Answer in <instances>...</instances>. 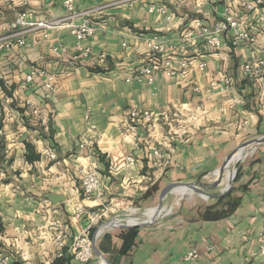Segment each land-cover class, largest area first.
Here are the masks:
<instances>
[{
  "label": "crops",
  "instance_id": "crops-1",
  "mask_svg": "<svg viewBox=\"0 0 264 264\" xmlns=\"http://www.w3.org/2000/svg\"><path fill=\"white\" fill-rule=\"evenodd\" d=\"M112 1L78 2L79 9L91 10L97 28L82 47L107 52L108 67L94 58L71 63L75 40L63 29L49 30L47 38L35 29L26 35L24 45L0 51V251L12 264H83L72 255L73 237L87 226L90 214L104 210L100 202L106 212L102 222L121 216L120 209L145 210L143 216L149 219L167 186L213 185L234 164L233 182L229 178L219 183L222 191L231 185L225 195L165 221L139 226L138 218L134 227L104 229L95 239L94 258L85 264H264L258 251L264 230V141L251 143L264 137V72L251 79L241 74L245 61L263 57L261 40L233 48L224 33L216 51H208L198 40L185 55L190 64L185 75L167 77L156 71L151 85L124 80L126 70L146 57V38L156 35L168 46L176 44L180 31L195 21L208 27L221 22L226 7L242 28L253 22L256 13L242 11L237 0H219L213 8L194 0L180 5L131 0L130 5L95 11ZM25 3L16 10L0 5V33L1 25L13 21L19 11H26L30 21L64 14L62 0ZM152 4L165 6L171 19L149 13ZM36 69L54 78L49 97L45 77L25 82ZM115 69L121 71L112 73ZM224 77L233 82L229 92L221 91ZM19 101L32 107H22ZM33 108L46 116L45 126L31 114ZM130 108L177 110L187 123L171 132L162 124L141 125L133 135L121 125L122 114ZM83 137L86 149L79 148ZM247 143L251 148L243 149L235 176V155ZM47 145L57 153L56 161L42 156ZM154 148L160 151V164L153 162ZM127 156L134 164L125 162ZM81 163L97 167L102 201L83 200L77 177ZM183 191L192 192L180 187L169 192L162 211L169 195L180 199ZM46 194L62 196L63 201L52 204ZM81 205L87 206V214L77 215ZM55 224L64 234L62 246L52 237L58 233ZM191 251L197 258L185 260Z\"/></svg>",
  "mask_w": 264,
  "mask_h": 264
},
{
  "label": "built area",
  "instance_id": "built-area-1",
  "mask_svg": "<svg viewBox=\"0 0 264 264\" xmlns=\"http://www.w3.org/2000/svg\"><path fill=\"white\" fill-rule=\"evenodd\" d=\"M88 2L89 0H82ZM174 4H184L188 0H168ZM219 0H194L195 4L201 6L206 3L214 7ZM79 0H62V7L64 10L63 16L52 20L30 21L27 19V12H18L13 21L2 24L0 33V51L9 52L15 46H22L25 44V37L27 34L35 29L43 31V37L47 38V32L49 30H66L75 40L74 53L71 56V63L79 62L83 59L94 58L96 62L103 67H108V53L105 51L95 52L91 48H83L82 43L85 40L92 38L96 32V25L90 19L91 10H81L78 8ZM4 4L11 10H16L25 6V0H0V5ZM131 0H115L112 2L101 4L97 10H103L107 8H118L123 5H130ZM239 8L246 13H256L253 22L249 23L246 28L241 27V23L238 18L230 14L229 9L224 8L223 19L221 22L216 23L213 27L206 26L201 20L195 21L192 25L184 27L178 34V40L176 44H170L165 46L158 36L154 35L146 38L145 47L147 49L146 57L142 64L126 70L124 80L126 82H137L140 84L151 85L154 82V76L156 71L162 72L167 77H174L178 75H185L190 64L188 58L185 56L189 47L195 42L201 40L204 42L208 51H216L222 46L221 36L224 33L229 35V42L233 48H237L243 45H255L257 40H261L262 51L264 52V0H237ZM149 13H157L166 18L167 21L171 19V15L167 13V8L163 5H150L148 7ZM123 46H126L123 43ZM205 63L198 64L199 69H203ZM121 69H115L112 73H119ZM264 72V53L263 57L256 62L245 61L243 63L241 74L243 78H259ZM45 77L44 89L45 97H49L54 91V78L51 75L46 74L43 70H33L25 77V82L30 83L34 77ZM224 86L221 91L229 92L232 85V80L229 77L223 78ZM195 91H198L195 89ZM19 105L22 107H32L28 102L19 101ZM31 114L39 119L40 125L45 126L47 123L46 116L39 110L31 109ZM186 119L181 117L179 111L169 113L167 110H147L130 108L125 111L121 116V125L127 133L137 135L139 126H153L155 124H162L169 127L170 132L172 130H181ZM93 129V127H91ZM80 149L88 148V142L86 137H83L80 144ZM42 156L49 161L57 160V153L54 148L47 145L42 149ZM153 162L160 164L161 154L158 148H154ZM125 162L129 165L134 164V159L131 156L125 157ZM77 177L80 181L83 200L91 202L96 200L102 201L104 198V191L101 182V178L97 167L94 164H79L77 167ZM103 207V211L97 216L89 215V223L77 236L73 237L71 251L74 259L80 263H88L94 258L95 239L104 229L111 227H121L115 225L117 217H114L106 224H101L94 231L92 237V231L94 225H97L100 219L105 218V208L103 203L100 202ZM87 206L81 205L76 207L77 215L87 214ZM123 225V224H122ZM135 226V225H134ZM57 228L58 233L52 237L58 242L59 246H62L63 232L59 229V224L54 225ZM258 251L261 256H264V230L260 234V241ZM61 257V254L58 255ZM197 258V254L194 251L188 252L185 255V260L190 261ZM0 264H12L10 258L0 251Z\"/></svg>",
  "mask_w": 264,
  "mask_h": 264
},
{
  "label": "rangeland",
  "instance_id": "rangeland-1",
  "mask_svg": "<svg viewBox=\"0 0 264 264\" xmlns=\"http://www.w3.org/2000/svg\"><path fill=\"white\" fill-rule=\"evenodd\" d=\"M249 146H250V143H247L245 147H249ZM239 155H240L239 157H241L243 155V153H240ZM241 162L242 161H239L236 164V166H235V169H236L235 176L237 174L238 167L241 164ZM232 171H234V164L232 166ZM197 187H198V189L200 191L199 192H195V193L194 192H188L186 195H184V197L182 198V201H180L178 206H173L172 207L174 196L173 195H169L167 200L165 201V206L164 207L166 208V210L170 209V213L169 214H162V212H163L162 211L161 215L159 217H157V219L154 222L165 221L167 218L173 216L175 213L180 212L182 210L190 212V211H192V210H194L196 208H199V207H202V206H206L207 204H210L211 202H213V200L215 199V198H208V199L205 200L204 199L205 197L201 198L200 194H211L213 196H217V195H220L221 192H223L222 191V186L219 185L218 182L214 183L213 185H210V184L209 185L199 184V185H197ZM120 211H121V213H120ZM120 211L117 212V213H118V215H121V216H119L117 219L124 218L126 215H130L131 214V212H130L131 210L122 211L120 209ZM144 211L145 210L136 211L132 215L137 217V218H140L141 219V223H142L144 221H147L144 218V216H143ZM102 219L104 220V218H102ZM103 220L100 219L99 223L97 225H94V228H96L97 226H99L101 224H106L107 223V222L106 223L102 222ZM110 221H111V219H110ZM122 224H124V221H122ZM93 230L96 231V229H93ZM93 235H94V232L92 231V237H93Z\"/></svg>",
  "mask_w": 264,
  "mask_h": 264
},
{
  "label": "water",
  "instance_id": "water-1",
  "mask_svg": "<svg viewBox=\"0 0 264 264\" xmlns=\"http://www.w3.org/2000/svg\"><path fill=\"white\" fill-rule=\"evenodd\" d=\"M262 141H264V137H262V138H260V139H258V140H255V141H253V142H251V143H260V142H262ZM251 143H250V144H251ZM245 146H246V144H244V145L241 146L240 148L245 147ZM238 150H239V149H238ZM238 150H236L235 152H237ZM235 152H234V153H235ZM234 153H233V154H234ZM233 154H231L230 156H228V157L226 158L223 167L219 170L220 173L223 172L224 167L226 166V164L228 163V161L231 159V157L233 156ZM233 180H234V178H233ZM217 181H218V184L221 183V178L219 177V178L217 179ZM180 186H185V187L191 188L194 192H199V191H200V190L198 189V187H195V186H187V185H180V184H171V185L167 186L166 188L163 189V191H162V193H161V200H160V203H159L158 206L155 208L156 211H157L158 213H159V212H160V213L162 212L163 199L165 198V196H166V195H167V194H168L173 188H175V187H180ZM230 187H231V185H230L226 190H224L223 192H221L220 195H217V196H213V195H211V194H203V195H206L207 198H218V197H220V196L225 195V194L230 190ZM45 199H48L49 202L52 203V204H57V203H60V202L63 201V197H62V196L54 195V194H46V195H45ZM156 219H157V218H156ZM156 219L144 221V222H142L141 224H139V226H141V225H142V226H144V225H149V224L153 223ZM121 227H123V228H129V227H134V226H127V225L123 224V225H121Z\"/></svg>",
  "mask_w": 264,
  "mask_h": 264
},
{
  "label": "bare ground",
  "instance_id": "bare-ground-1",
  "mask_svg": "<svg viewBox=\"0 0 264 264\" xmlns=\"http://www.w3.org/2000/svg\"><path fill=\"white\" fill-rule=\"evenodd\" d=\"M246 148H251V147H242V148H239V150L240 149H242L239 153H237L236 155H235V159H236V162H239L240 160H241V157H239L240 155V153H243V149H246ZM236 153V152H235ZM234 153V154H235ZM234 154H233V156H234ZM232 156V157H233ZM231 157V158H232ZM230 161V160H229ZM228 161V162H229ZM231 166H232V164H231ZM231 166H228L229 168L226 170V173H225V175H224V177H223V179H221V181L222 182H224V181H226V180H228L229 178H230V182H232V180H233V175H232V167ZM231 184V183H230ZM230 186V185H229ZM176 188H179V187H175V188H173L171 191H170V194L176 189ZM180 188H187V189H189V190H191L192 192H194L191 188H188V187H185V186H180ZM195 193V192H194ZM183 195H184V191L183 192H181L180 193V199H179V195H177L176 196V198H175V196H174V198H175V200H174V205L173 206H177L178 205V203H179V201H182V198H183ZM200 197L201 198H206V199H208L207 198V196L206 195H203V194H200ZM156 210V209H155ZM167 210H166V208L164 207V209H163V212H162V214H169L170 212H166ZM132 214H134V211H131V214L130 215H126L124 218H120L119 220H117L114 224L115 225H117V226H120V225H122V221H124V224L125 225H129V226H131V225H133L134 226V224L136 223V221H137V217H135V216H133ZM161 215V213L159 212H157L156 211V214L152 217V218H149V219H146V220H153V219H156L157 217H159ZM123 219V220H122ZM140 223H141V221H140ZM139 223V224H140ZM139 224H137V225H139Z\"/></svg>",
  "mask_w": 264,
  "mask_h": 264
}]
</instances>
